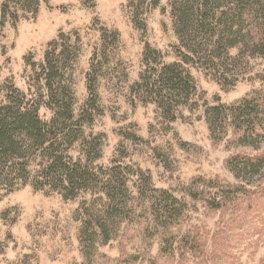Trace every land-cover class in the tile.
I'll use <instances>...</instances> for the list:
<instances>
[{"label":"rangeland","instance_id":"374dc122","mask_svg":"<svg viewBox=\"0 0 264 264\" xmlns=\"http://www.w3.org/2000/svg\"><path fill=\"white\" fill-rule=\"evenodd\" d=\"M249 10L0 0V110L44 130L0 151V264H264V117L254 136L225 109L264 95ZM169 65L194 87L171 110L145 88ZM58 159L89 184L57 189Z\"/></svg>","mask_w":264,"mask_h":264},{"label":"trees","instance_id":"16d2710c","mask_svg":"<svg viewBox=\"0 0 264 264\" xmlns=\"http://www.w3.org/2000/svg\"><path fill=\"white\" fill-rule=\"evenodd\" d=\"M230 1L237 4L238 14L241 19H243V12L247 11V8H249L251 12H256L255 16L260 18L261 23H258L257 27V34L259 36L257 40L252 39V44L255 50L264 56V0ZM202 12H205V21H209L207 18H210V10L205 6ZM185 15L189 16V11ZM191 87L194 88L193 85H191V77L185 75L179 65H169L163 68L162 72L158 74L157 81L151 83V79H149V81L145 83L147 92L154 96H158L159 100L164 99V94L166 93L173 102L177 100L178 97H181L184 92L189 94L192 89ZM160 105L171 110L173 103L165 104L160 100ZM222 108L225 107H220L219 109L221 110H214L217 120L220 119ZM225 109H228L233 118V125L236 126L237 130L246 128V132L244 133L255 136L254 128L256 124L254 117H264V95L256 98H248L237 106L231 108L227 107ZM43 133V125L35 112L21 114L8 107L4 110H0V151L7 153V150L15 144L16 139L21 136H26L31 140H35L36 143H40ZM251 164L254 166V163ZM47 169L46 172H48L50 176L57 177L58 175L59 180L52 178L58 181L57 186H55L57 189L66 187L63 186V184L66 183L68 188L66 187L65 190H73L83 187V184H89L90 181L86 168H82L81 165L76 164V167L72 169L63 164L62 159L53 161ZM60 174L63 176H60ZM114 189L115 188H113V190ZM110 190H112V187ZM164 211L165 209L160 210L161 213ZM164 216H167V214H164Z\"/></svg>","mask_w":264,"mask_h":264}]
</instances>
